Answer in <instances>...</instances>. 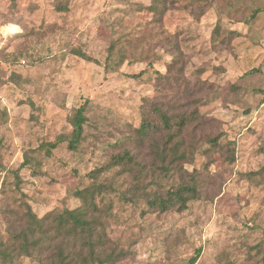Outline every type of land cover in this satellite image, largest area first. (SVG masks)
Returning a JSON list of instances; mask_svg holds the SVG:
<instances>
[{"label": "rangeland", "instance_id": "rangeland-1", "mask_svg": "<svg viewBox=\"0 0 264 264\" xmlns=\"http://www.w3.org/2000/svg\"><path fill=\"white\" fill-rule=\"evenodd\" d=\"M163 7L0 0V243L21 229L24 204L39 217L79 207L94 170L104 169L101 182L134 183L107 168L126 150L144 170L148 197L164 193L173 179L155 158L161 137L142 140L137 129L144 118L161 126L160 110L174 121L197 111L202 124L183 134L194 147L182 175L198 189L186 208L162 212L119 192L98 198L111 207L110 239L127 253L117 264H190L200 248L194 264H264V0ZM81 106L79 148L47 155L43 144L71 132ZM27 155L38 174L24 165ZM0 264L38 263L0 254Z\"/></svg>", "mask_w": 264, "mask_h": 264}, {"label": "trees", "instance_id": "trees-1", "mask_svg": "<svg viewBox=\"0 0 264 264\" xmlns=\"http://www.w3.org/2000/svg\"><path fill=\"white\" fill-rule=\"evenodd\" d=\"M167 1L156 0V3L164 4L165 10ZM151 9L159 11L156 6H151ZM159 116L161 126L144 118L137 132L142 140H152L154 133H159L161 137V141L153 146L155 158L161 163L162 174L173 179V183L164 193L155 192L149 198L144 170L141 167L133 169V166H139V163L135 162V158L127 150L123 154H116L107 168L110 170L119 166L120 176L133 175L134 183L126 185V182H123L117 185L115 180L101 182L99 178L104 169L100 168L90 173L91 184L80 191L82 204L75 209L50 212L39 217L28 203L22 205L21 220L19 219L22 222L21 229L13 234L10 243H0V254L4 261L13 263L17 254V258L30 257L38 264H117L127 253L108 235L105 218L111 207L100 206L97 201L99 197L110 192H119L126 199L146 198L149 206L162 212L176 205L186 208L188 202L197 196L198 189L195 183L187 182L182 175V172H185L183 164L189 159L194 147L186 146L183 134L190 124L199 125L203 121H198L200 115L197 111L183 116L179 121L172 120L163 110L159 111ZM86 118L85 107L77 108L69 118L72 131L61 133L55 141L43 144L42 149L49 156L61 145H67L69 149L76 151L83 140ZM209 142L215 145L218 139L214 137L209 139ZM24 165L32 168L34 174L40 171L39 163L30 155L25 157ZM160 179L162 178L159 176L153 177L157 185L161 184ZM200 252L201 248L196 250L190 264L197 261Z\"/></svg>", "mask_w": 264, "mask_h": 264}, {"label": "built area", "instance_id": "built-area-1", "mask_svg": "<svg viewBox=\"0 0 264 264\" xmlns=\"http://www.w3.org/2000/svg\"><path fill=\"white\" fill-rule=\"evenodd\" d=\"M2 47L0 46V66H1V64H3V57H2Z\"/></svg>", "mask_w": 264, "mask_h": 264}]
</instances>
